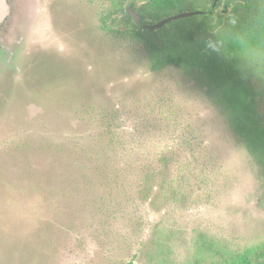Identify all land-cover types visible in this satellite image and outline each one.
Wrapping results in <instances>:
<instances>
[{
  "label": "rangeland",
  "instance_id": "rangeland-1",
  "mask_svg": "<svg viewBox=\"0 0 264 264\" xmlns=\"http://www.w3.org/2000/svg\"><path fill=\"white\" fill-rule=\"evenodd\" d=\"M10 2L0 264L264 261L261 167L207 84L152 70L108 0Z\"/></svg>",
  "mask_w": 264,
  "mask_h": 264
},
{
  "label": "trees",
  "instance_id": "trees-1",
  "mask_svg": "<svg viewBox=\"0 0 264 264\" xmlns=\"http://www.w3.org/2000/svg\"><path fill=\"white\" fill-rule=\"evenodd\" d=\"M108 1L104 25L126 13V6L139 14L142 24L202 11L157 29L136 24L126 13L127 32L146 51L152 70L176 66L207 84L264 177V111L259 109L264 94V0H218L213 8L214 0H141L138 7L136 0Z\"/></svg>",
  "mask_w": 264,
  "mask_h": 264
},
{
  "label": "water",
  "instance_id": "water-1",
  "mask_svg": "<svg viewBox=\"0 0 264 264\" xmlns=\"http://www.w3.org/2000/svg\"><path fill=\"white\" fill-rule=\"evenodd\" d=\"M217 1L218 0H214V2L212 4V8L216 6ZM125 11L127 14L132 16V18L136 24H141L144 28H147V29H157L159 27L164 26L169 21L179 19V18H183V17L192 16V15L199 14L202 12L200 10L185 11V12L172 14L170 16L162 18L161 20H159L153 24H142L139 14L135 10H133L130 6H126ZM10 14H11V7L7 3V0H0V23L4 22L6 17H9Z\"/></svg>",
  "mask_w": 264,
  "mask_h": 264
},
{
  "label": "flooded vegetation",
  "instance_id": "flooded-vegetation-1",
  "mask_svg": "<svg viewBox=\"0 0 264 264\" xmlns=\"http://www.w3.org/2000/svg\"><path fill=\"white\" fill-rule=\"evenodd\" d=\"M7 3L10 5L11 7V2L10 0H7ZM133 9V8H132ZM134 10V9H133ZM131 16V15H130ZM132 17V16H131ZM167 17V16H166ZM165 18V17H164ZM8 17H6V19L4 20V22L0 23V28L3 27V24H5V22L7 21ZM133 19V18H132ZM134 21V20H133ZM135 22V21H134ZM146 24H150V23H146Z\"/></svg>",
  "mask_w": 264,
  "mask_h": 264
}]
</instances>
